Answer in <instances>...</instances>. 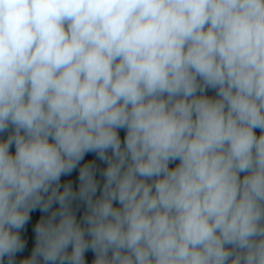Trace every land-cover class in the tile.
Here are the masks:
<instances>
[{"label":"clouds","instance_id":"1","mask_svg":"<svg viewBox=\"0 0 264 264\" xmlns=\"http://www.w3.org/2000/svg\"><path fill=\"white\" fill-rule=\"evenodd\" d=\"M0 264H264V0H0Z\"/></svg>","mask_w":264,"mask_h":264}]
</instances>
